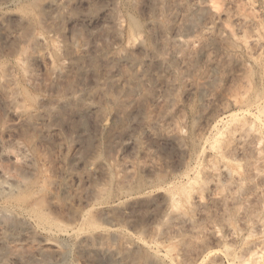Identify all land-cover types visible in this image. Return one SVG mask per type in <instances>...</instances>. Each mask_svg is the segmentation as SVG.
<instances>
[{
    "label": "rangeland",
    "instance_id": "obj_1",
    "mask_svg": "<svg viewBox=\"0 0 264 264\" xmlns=\"http://www.w3.org/2000/svg\"><path fill=\"white\" fill-rule=\"evenodd\" d=\"M261 24L264 0H0V167L48 186L0 193V264H264Z\"/></svg>",
    "mask_w": 264,
    "mask_h": 264
},
{
    "label": "bare ground",
    "instance_id": "obj_2",
    "mask_svg": "<svg viewBox=\"0 0 264 264\" xmlns=\"http://www.w3.org/2000/svg\"><path fill=\"white\" fill-rule=\"evenodd\" d=\"M248 1V0H247ZM246 2V1H245ZM253 2V1H252ZM246 4H247V7H249V5L250 4H248L247 2H246ZM254 6V5H253ZM252 7V6H251ZM256 8V7H255ZM249 9H251L252 10V8H249ZM254 10V9H253ZM255 16H253V18H254ZM243 18H245V17H243ZM246 19H249L248 17L246 18ZM252 19V18H251ZM241 20V19H240ZM240 20H239V22H237V23H241L240 22ZM241 21H243V23H245V24H248V22L250 23V19H249V21L247 22V20H246V22L242 19ZM252 21H253V19H252ZM256 22V21H255ZM243 23H241V25L243 24ZM254 23V22H253ZM245 24H243V25H245ZM251 24V23H250ZM249 24V25H250ZM254 24H256V23H254ZM258 24V23H257ZM252 25V24H251ZM253 26V25H252ZM252 26L250 27V28H252ZM261 26H262V24H261ZM264 26V25H263ZM263 26H262V29H263ZM254 27V26H253ZM256 27V26H255ZM260 28V27H259ZM258 28V29H259ZM253 29V28H252ZM251 30V29H250ZM254 31L256 30V31H258L257 29H253ZM253 30H251V31H253ZM260 30V29H259ZM254 31H253V33L252 32H250L249 34V36H250V39L248 38V35L246 34V41L244 40V39H242V40H244L245 41V43H241V44H246V42H247V44H248V47H249V45L252 43V44H254V45H256L257 47H258V45L261 43L260 42V37H261V35H260V33H254ZM258 32H260V31H258ZM263 32V31H262ZM260 36H258V35ZM243 38V37H242ZM263 38V37H262ZM247 39H249V41H247ZM243 41V42H244ZM263 41V40H262ZM263 45V44H262ZM261 45V46H262ZM246 48H247V46H246ZM251 48H252V46L250 45V50H251ZM259 48V47H258ZM257 48V49H258ZM261 48H263V47H261ZM257 49L256 50H254V48H252V50L253 51H255V52H258L257 51ZM251 50V51H252ZM252 51V52H253ZM261 51V50H260ZM251 54V53H250ZM255 55V54H254ZM253 54H252V56H254ZM252 56H251V58H252ZM258 59V58H257ZM257 63V62H256ZM23 67V66H22ZM28 71L26 70V71H24V73L26 74ZM25 74H23V75H25ZM32 74V73H31ZM26 77V76H25ZM30 78H31V76H29ZM28 79V80H30L31 81V79ZM33 79V78H32ZM15 80V79H14ZM19 84V83H18ZM16 90V89H15ZM17 90H18V88H17ZM20 91V90H19ZM17 92V96H18V91H16ZM26 92V89L24 90V93ZM29 94V96H30V98H35L34 96H31L30 95V92H28ZM13 94H14V92H13ZM27 95V94H26ZM25 95V96H26ZM16 96V95H15ZM28 97V96H27ZM26 97V98H27ZM15 97L13 96V99H14ZM29 98V99H30ZM18 99V98H17ZM16 98L14 99V100H17ZM28 99V98H27ZM38 99V98H37ZM36 99V100H37ZM256 99H258V98H256ZM261 99V98H260ZM264 99V98H263ZM13 100V101H14ZM28 101V100H27ZM29 101H31V100H29ZM33 101V100H32ZM39 101V100H38ZM261 101H262V99H261ZM261 101H259L260 103H261ZM264 101V100H263ZM255 102H256V100H255ZM254 102V103H255ZM17 103H18V101H17ZM38 103V102H37ZM263 104H264V102H263ZM36 105H39V104H36ZM65 105V104H64ZM90 105V104H89ZM15 106H16V108L18 109V111H22L27 117H26V122H27V124H28V127H29V129L30 130H33L34 129V126L36 125V123L37 122H39V120L41 119V118H44L43 116L44 115H46L47 114V112H45L46 114H41V113H39L40 112V109L39 108H37L36 106H34V104H17L16 105V102H15ZM66 107H67V105H65ZM71 106H72V104H71ZM78 106V105H77ZM93 106V105H92ZM64 107V106H63ZM69 107V106H68ZM87 107H89V106H87ZM90 107H91V105H90ZM86 108V107H85ZM84 108V109H85ZM63 109V108H62ZM65 109V108H64ZM78 109V108H77ZM76 109V110H77ZM88 109V108H87ZM248 109V108H247ZM251 109V108H250ZM86 110V109H85ZM91 110V109H90ZM93 110V109H92ZM17 111V110H16ZM57 111H60V110H57ZM57 111H55V114H54V119L56 120V118H57V120L61 117V116H63V114H62V112L60 113V112H57ZM42 112V111H41ZM243 112H244V110H243ZM247 112H249V110L247 111ZM50 113V112H49ZM79 113V112H78ZM252 113V112H251ZM258 113V112H257ZM65 114V113H64ZM249 114V113H248ZM254 114H255V112H254ZM41 115H43V116H41ZM50 115H51V113H50ZM253 115V114H252ZM46 116H48V114L46 115ZM45 116V117H46ZM51 116H53V115H51ZM82 116V115H81ZM84 116V115H83ZM83 116H82V118H83ZM66 117V116H65ZM257 118H258V116H256ZM255 117V118H256ZM260 117V116H259ZM51 118H53V117H51ZM81 118V119H82ZM62 120V119H61ZM60 120V121H61ZM83 122V121H82ZM79 123V122H78ZM84 123V122H83ZM28 131L27 132V134H26V141L28 142V144L30 143H32L33 141H34V139L36 138V136H37V133H36V131L34 132V131ZM36 140V139H35ZM35 143V142H34ZM33 143V144H34ZM29 144V145H30ZM28 145V146H29ZM35 147V146H34ZM34 149V148H33ZM34 150H36V149H34ZM37 152V151H36ZM25 162H27V161H25ZM15 163H16V161H15ZM28 163V162H27ZM25 164V163H24ZM26 165V164H25ZM30 166V165H29ZM23 167H24V165H23ZM27 167H28V165H27ZM35 168V167H34ZM40 174V173H39ZM39 174L35 171V169L33 170V168L31 169V168H26V172L21 176V177H16V176H12V174H10L9 173V171L7 170V168H5V167H0V178H2V181L0 182L1 184H0V193L1 192H5L6 193V195H7V201L8 202H10V203H16V204H18V205H22V204H26L29 200H31L32 198H35L36 197V195L37 194H39V193H43L47 188H48V186H47V183H45L44 182V179H42L41 181L43 182V183H41V181H40V179H39ZM41 176H42V173H41ZM40 176V177H41ZM41 178H43V177H41ZM46 180H47V177L45 178ZM46 184V185H45ZM45 187H47V188H45ZM47 191V190H46ZM37 200V199H36ZM56 247H57V249L55 250L56 251V253L59 255V256H61L60 254H61V249L62 248H60V245H55ZM54 246V247H55ZM62 247V246H61ZM64 248H65V246H64ZM63 248V251L62 252H64V249ZM59 249H60V251H59ZM54 250H52L51 252H50V254L52 253L53 255H54ZM67 251V250H66ZM46 253V252H45ZM48 254V253H47ZM64 254V253H63ZM52 255V256H53ZM1 256H4V255H1V252H0V261H1ZM55 256H57L56 254H55ZM35 257V256H34ZM33 257V258H34ZM37 257V256H36ZM4 257H2V259H3ZM46 258H47V256H46ZM46 258H45V260H46ZM53 258H54V256H53ZM52 258V259H53ZM57 258V257H56ZM55 258V260H57L58 261V259L59 258H57L56 259ZM42 259V258H41ZM44 259V258H43ZM52 259H48L47 258V260H52ZM4 260H7V259H4ZM9 260V259H8ZM7 260V261H8ZM36 260H38V257H37V259ZM36 260H31V261H33L32 263H34ZM10 261V260H9ZM9 261H8V263H9ZM64 262V261H63ZM62 262V263H63ZM3 263V262H2ZM7 263V262H6ZM5 263V264H6ZM45 263V262H44ZM43 263V264H44ZM40 264H42V262L40 263Z\"/></svg>",
    "mask_w": 264,
    "mask_h": 264
}]
</instances>
